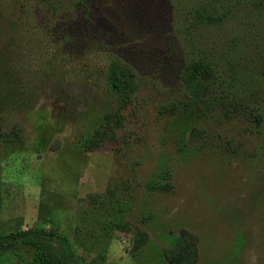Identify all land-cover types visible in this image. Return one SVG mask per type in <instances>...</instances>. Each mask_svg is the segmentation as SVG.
Wrapping results in <instances>:
<instances>
[{
	"label": "rangeland",
	"instance_id": "1",
	"mask_svg": "<svg viewBox=\"0 0 264 264\" xmlns=\"http://www.w3.org/2000/svg\"><path fill=\"white\" fill-rule=\"evenodd\" d=\"M90 6L89 30L79 9L64 20L75 38L63 30L42 32L28 38L34 45L24 53L22 37L44 30V13L37 0H0V65L20 70L25 62L30 70L55 71L43 81L32 74L21 91H0V236L54 230L69 240L75 264H142L131 253L135 232L147 235L143 259L151 263L160 261L157 250L190 234L196 264H264V26L238 45L254 54L229 79L239 94L236 110L213 103L171 115L165 108L182 98L160 64L161 28L144 30L167 23L165 0H90ZM110 38L142 60V84L136 102L122 112L119 143L84 152L102 117L117 108L94 79L116 52L112 44L100 46ZM258 114L260 125L251 117ZM13 128L20 130L19 143L9 141ZM167 182L169 192L146 188ZM113 219L130 231L102 232ZM32 262L28 248L7 250L0 260Z\"/></svg>",
	"mask_w": 264,
	"mask_h": 264
},
{
	"label": "trees",
	"instance_id": "2",
	"mask_svg": "<svg viewBox=\"0 0 264 264\" xmlns=\"http://www.w3.org/2000/svg\"><path fill=\"white\" fill-rule=\"evenodd\" d=\"M165 2L169 13L167 23L152 29L145 26L144 30L157 31L161 28L162 38L158 42L161 46L158 55L162 59L160 64L165 68L170 84L182 98L180 104L173 103L166 107V112L174 115L181 107L189 108L192 105L199 111L203 107L214 105L213 103L220 108L236 110L232 108L236 105L239 94L229 79L237 71L239 64L247 58H252L254 54L249 47L239 49L238 45H241L243 37L251 33L253 28V37L261 34L260 28L264 26V0H165ZM37 3L44 13V30L37 28L34 33H27L28 35L22 37L24 40L21 47L24 53L31 50L34 45L28 38L31 36L39 38L42 32L59 33L63 30L67 33L62 31L64 36L75 38L71 34L74 28L65 30L64 20L69 17L75 18L79 9L81 21L89 30L95 10L90 6V0H37ZM124 14L121 13L123 16ZM107 18L104 19L105 23L109 20ZM114 22L110 26L117 30ZM136 29V25L130 26L128 33ZM229 37V44L225 45V39ZM157 39L153 38V41ZM100 41V46L103 47L112 44L110 48H114L116 52L106 57L103 54L105 60L102 61V65H97L99 72L94 77L95 84L102 83L105 86L107 93L117 103V108L102 117L101 125L85 140L84 152H94L107 143H119L117 131L123 128L122 112L136 102L142 84L139 75L142 60H134L132 50L123 47L118 39ZM30 69L25 62L20 70L19 67L15 68L10 64L0 65V91L14 89L21 91L29 86L32 74H36L37 80L43 81L44 78H50L46 77L49 76L48 73L55 72L47 70L46 73L41 69L36 71ZM4 106L5 102L0 98V109ZM251 117L256 125L263 122L259 114ZM196 135L192 132L190 136L195 138ZM9 141L14 143L21 141L19 129L11 130ZM165 177L166 180L169 179V172H165ZM146 188L164 193L169 192L172 186L167 182L148 184ZM92 202L95 203V199H92ZM108 230L126 233L130 231V227L118 219H113L102 225V232ZM147 245L148 238L145 233L137 231L133 234L131 253L142 264L198 262L197 248L190 234L172 239L162 252L157 250V257L161 262L151 263L143 259ZM22 248L33 251L31 264H75V254L69 240L54 230L35 228L0 236V260L7 250L18 251Z\"/></svg>",
	"mask_w": 264,
	"mask_h": 264
}]
</instances>
